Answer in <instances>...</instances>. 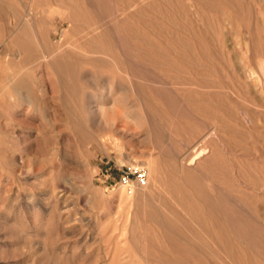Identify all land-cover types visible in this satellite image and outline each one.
<instances>
[{
	"label": "rangeland",
	"instance_id": "obj_1",
	"mask_svg": "<svg viewBox=\"0 0 264 264\" xmlns=\"http://www.w3.org/2000/svg\"><path fill=\"white\" fill-rule=\"evenodd\" d=\"M0 264H264V0H0Z\"/></svg>",
	"mask_w": 264,
	"mask_h": 264
},
{
	"label": "bare ground",
	"instance_id": "obj_2",
	"mask_svg": "<svg viewBox=\"0 0 264 264\" xmlns=\"http://www.w3.org/2000/svg\"><path fill=\"white\" fill-rule=\"evenodd\" d=\"M227 12V11H226ZM226 16H229V15H226ZM226 25H228V29H230L231 30V26H232V20H231V17L229 18V17H227V19H226ZM37 30H38V28H37ZM233 30V29H232ZM25 32H27V29H25V31L23 32L24 34H25ZM41 32V31H40ZM232 32V31H231ZM231 32H230V34H231ZM235 33H237V32H235ZM35 34V37H36V39H40V35H39V32H35L34 33ZM239 34V33H238ZM234 35V34H233ZM240 35V34H239ZM228 36H230V38L232 37L231 35H229L228 34ZM24 37V35L21 37V38H23ZM20 38V39H21ZM233 38V37H232ZM230 40V39H229ZM232 40V39H231ZM239 41V40H238ZM243 41V40H242ZM38 42V41H37ZM38 43H40V42H38ZM233 43H235V42H233ZM243 43V42H242ZM238 45V44H237ZM241 46V45H240ZM242 47H243V45H242ZM54 48L55 49H57L58 48V46L56 45V46H54ZM239 49H240V47H239ZM71 50V49H70ZM243 50V49H242ZM26 51V50H25ZM72 52V51H71ZM70 51H66V52H63V53H61L60 54V58L61 57H68V60H73L74 59V62L76 63V64H80V62L81 61H83L84 59H83V57H81V55L79 56L78 54H77V56H74V54H72ZM100 52V51H99ZM31 54H33V53H31ZM66 63V62H65ZM67 66V65H66ZM24 78V77H23ZM28 78L29 77H27V79L25 80V78L23 79V80H21L20 82H19V84L17 85V83H16V85H17V87H14V88H12V89H10V90H5L6 91V93H7V96H14L15 98H17L16 100H18L19 102H24V103H26L27 105H30V106H36L37 107V105L39 106L40 104H44V103H46V101H45V99L43 98L44 97V94H42V99L39 97L38 98V96L35 94V91L33 90L34 89V82H31V80L30 81H27L28 80ZM21 79V78H20ZM62 83V82H61ZM39 85V84H38ZM35 86H36V88H38L37 87V85L35 84ZM44 91V90H43ZM3 94V93H2ZM5 95V94H4ZM6 96V95H5ZM41 96V95H40ZM96 101V100H95ZM94 101V102H95ZM49 103V102H48ZM96 103V102H95ZM94 108H95V111H97L98 113L100 112V113H102V109H100L101 107L99 106V105H95L94 106ZM92 113H93V111H92ZM208 137V136H207ZM206 137V138H207ZM207 140H208V138H207ZM205 139L202 141V142H200V145L198 146H196L195 148H196V150L194 151V153L192 154V156H187L188 158L186 159V162H189L190 164L189 165H191V164H193V163H195L198 159L200 160V158H204V156L206 155V146H205ZM194 148V149H195ZM208 151V150H207ZM191 155V154H190ZM184 158H186V157H184ZM184 158H183V161H184ZM206 158V157H205ZM183 163V162H182ZM136 165V164H135ZM152 167V166H151ZM145 169V168H144ZM151 172H152V183H151V188H154V187H158L159 186V183H160V181L158 180V178H159V175H157L158 176V178H157V176H155V171H154V166L151 168ZM147 181H148V177H147ZM175 181V180H174ZM176 184H177V182H175ZM172 185V184H171ZM173 185H174V183H173ZM180 186V185H179ZM182 186V185H181ZM179 188V187H178ZM182 188V187H181ZM175 190V189H174ZM170 191V190H169ZM158 192H159V188H158ZM164 194V193H163ZM167 196V195H166ZM176 204H177V201H176Z\"/></svg>",
	"mask_w": 264,
	"mask_h": 264
},
{
	"label": "built area",
	"instance_id": "obj_3",
	"mask_svg": "<svg viewBox=\"0 0 264 264\" xmlns=\"http://www.w3.org/2000/svg\"><path fill=\"white\" fill-rule=\"evenodd\" d=\"M116 172L117 181L115 185L121 187L128 195H131L135 189L146 185V172L141 166H119Z\"/></svg>",
	"mask_w": 264,
	"mask_h": 264
}]
</instances>
